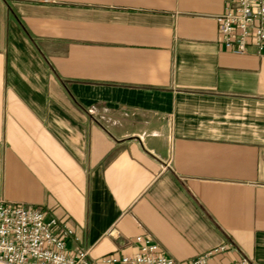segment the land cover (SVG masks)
<instances>
[{
  "label": "crops",
  "instance_id": "0c3cea01",
  "mask_svg": "<svg viewBox=\"0 0 264 264\" xmlns=\"http://www.w3.org/2000/svg\"><path fill=\"white\" fill-rule=\"evenodd\" d=\"M225 6L0 0L1 197L93 261L141 235L181 262L264 264V48L223 47Z\"/></svg>",
  "mask_w": 264,
  "mask_h": 264
},
{
  "label": "built area",
  "instance_id": "2783aa9c",
  "mask_svg": "<svg viewBox=\"0 0 264 264\" xmlns=\"http://www.w3.org/2000/svg\"><path fill=\"white\" fill-rule=\"evenodd\" d=\"M220 42L234 54L253 47L264 48V0H226L224 10L215 16ZM73 229L55 217H47L37 207L5 201L0 195V264H209L210 255L224 248L201 253L187 262L163 254L150 237L136 236L132 253H108L93 261L89 249L68 248L76 239ZM233 264H252L241 259Z\"/></svg>",
  "mask_w": 264,
  "mask_h": 264
}]
</instances>
